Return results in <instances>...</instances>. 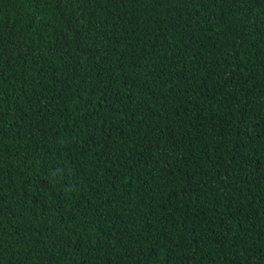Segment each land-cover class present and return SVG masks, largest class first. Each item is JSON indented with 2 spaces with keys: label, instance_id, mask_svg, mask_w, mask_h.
<instances>
[{
  "label": "trees",
  "instance_id": "trees-1",
  "mask_svg": "<svg viewBox=\"0 0 264 264\" xmlns=\"http://www.w3.org/2000/svg\"><path fill=\"white\" fill-rule=\"evenodd\" d=\"M0 264H264V0H0Z\"/></svg>",
  "mask_w": 264,
  "mask_h": 264
}]
</instances>
